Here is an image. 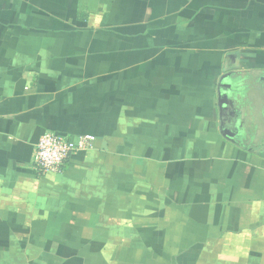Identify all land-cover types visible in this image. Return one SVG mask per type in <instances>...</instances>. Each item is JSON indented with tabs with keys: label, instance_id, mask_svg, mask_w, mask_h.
Listing matches in <instances>:
<instances>
[{
	"label": "crops",
	"instance_id": "0c3cea01",
	"mask_svg": "<svg viewBox=\"0 0 264 264\" xmlns=\"http://www.w3.org/2000/svg\"><path fill=\"white\" fill-rule=\"evenodd\" d=\"M264 0H0V264H264ZM52 131L78 148L37 175Z\"/></svg>",
	"mask_w": 264,
	"mask_h": 264
},
{
	"label": "water",
	"instance_id": "95a60500",
	"mask_svg": "<svg viewBox=\"0 0 264 264\" xmlns=\"http://www.w3.org/2000/svg\"><path fill=\"white\" fill-rule=\"evenodd\" d=\"M263 77L264 74H255L248 77L244 74L227 73L218 81L217 86V108L221 120V134L232 144L251 150L256 146L258 140V130H253L243 122V111L248 109L243 105L244 101L240 97L244 94L243 86L249 79Z\"/></svg>",
	"mask_w": 264,
	"mask_h": 264
},
{
	"label": "built area",
	"instance_id": "2783aa9c",
	"mask_svg": "<svg viewBox=\"0 0 264 264\" xmlns=\"http://www.w3.org/2000/svg\"><path fill=\"white\" fill-rule=\"evenodd\" d=\"M88 142L89 138L83 137L76 145L65 135L52 131L44 132L35 146L34 170L39 176L61 174L71 156L78 148H84Z\"/></svg>",
	"mask_w": 264,
	"mask_h": 264
}]
</instances>
